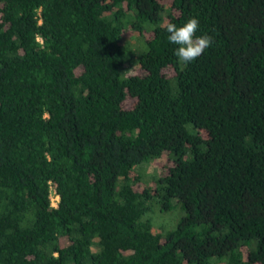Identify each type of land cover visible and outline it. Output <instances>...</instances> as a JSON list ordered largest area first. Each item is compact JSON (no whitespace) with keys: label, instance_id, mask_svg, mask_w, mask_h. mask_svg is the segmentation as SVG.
I'll return each instance as SVG.
<instances>
[{"label":"trees","instance_id":"1","mask_svg":"<svg viewBox=\"0 0 264 264\" xmlns=\"http://www.w3.org/2000/svg\"><path fill=\"white\" fill-rule=\"evenodd\" d=\"M0 264H264V0H0Z\"/></svg>","mask_w":264,"mask_h":264},{"label":"clouds","instance_id":"2","mask_svg":"<svg viewBox=\"0 0 264 264\" xmlns=\"http://www.w3.org/2000/svg\"><path fill=\"white\" fill-rule=\"evenodd\" d=\"M168 33V41L177 45L174 50L178 62L187 65L200 57L212 45L208 34L197 35L199 21L196 17L188 18L183 24L166 22L162 25Z\"/></svg>","mask_w":264,"mask_h":264},{"label":"rangeland","instance_id":"3","mask_svg":"<svg viewBox=\"0 0 264 264\" xmlns=\"http://www.w3.org/2000/svg\"><path fill=\"white\" fill-rule=\"evenodd\" d=\"M161 1L164 2L165 4H167L168 2V0H161ZM124 40L126 41L129 40L136 46H139L141 44L140 42L142 41V37H140V40H141L140 41L137 32L132 31V30H126L124 32ZM128 70H129L128 72L129 74H138V73L140 74L141 73L136 68V66H134L133 68H129ZM125 72H127V70ZM165 72L169 73L170 69H167ZM128 104L130 103L127 102L126 105ZM169 164H171V160L169 159V156L167 154H163L160 158L156 159L155 161L137 166L135 168V171H137L138 173L140 172L142 175L141 180L139 181L141 182L139 183V188L143 187L144 185L148 183L151 184L150 182H151L152 176L156 173V171L157 173H159L161 171V170L159 171L160 167H163L164 165H169ZM56 200H57V197L53 196L52 203L54 205L56 204ZM173 204L174 206L169 211H160V208H156L152 213L149 214V216L152 219L153 226L156 229L167 231L168 228L174 227V225L178 221V218L181 215V211H180L179 206L176 205V201H174Z\"/></svg>","mask_w":264,"mask_h":264}]
</instances>
